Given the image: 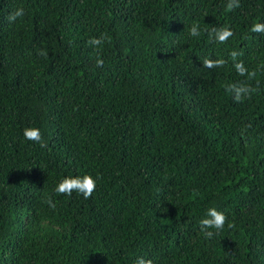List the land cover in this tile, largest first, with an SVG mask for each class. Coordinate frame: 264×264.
Instances as JSON below:
<instances>
[{
  "label": "trees",
  "instance_id": "1",
  "mask_svg": "<svg viewBox=\"0 0 264 264\" xmlns=\"http://www.w3.org/2000/svg\"><path fill=\"white\" fill-rule=\"evenodd\" d=\"M227 3L0 0V264H264V0ZM233 50L256 71L242 102ZM86 174L90 198L55 192ZM210 208L235 226L209 239Z\"/></svg>",
  "mask_w": 264,
  "mask_h": 264
},
{
  "label": "clouds",
  "instance_id": "2",
  "mask_svg": "<svg viewBox=\"0 0 264 264\" xmlns=\"http://www.w3.org/2000/svg\"><path fill=\"white\" fill-rule=\"evenodd\" d=\"M240 0H228L227 9L229 11L239 8ZM24 9L18 8L13 13H10L8 16L9 22H14L18 17L24 15ZM191 37H198L201 34V29L199 24L193 23L191 28L188 30ZM251 32L253 33H264V23H254L251 27ZM209 38L215 40L218 43H226L229 38L234 35V31L227 25L214 28L208 32ZM106 40V37L103 35L101 37H93L88 41V44L92 47L101 46ZM38 54L42 56H47L48 53L46 50H38ZM242 53L233 50L230 53L231 60L233 61V66L237 74L241 77H245V80L239 81L237 83L229 84L226 87V91L233 94L234 100L236 102H242L244 99H250L252 94L257 91V88L253 87L248 81H251L256 78V71L249 70L243 60H238V57ZM103 59L97 58L96 65L97 67L103 66ZM227 63L224 59H204L203 67L212 69L223 67ZM24 137L29 141H34L42 143V133L41 130L37 127H29L24 130ZM97 187V179L90 174L83 176H68L62 179L55 188V192L60 195L71 196L73 192L82 194L85 199H88L92 196L93 192ZM46 203L49 204L53 209L55 208V203L49 197L46 200ZM227 223L228 228H233L234 222H229L226 214L222 211H218L216 208H210L207 212V218L202 219L200 222L201 232L206 238H212L216 233L210 229H216L217 232L224 229L225 224ZM137 264H154L152 259H145L143 257L137 260Z\"/></svg>",
  "mask_w": 264,
  "mask_h": 264
}]
</instances>
